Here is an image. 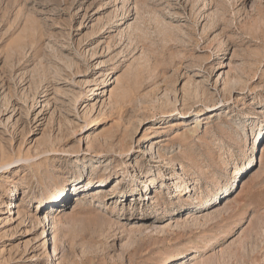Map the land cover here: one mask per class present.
Segmentation results:
<instances>
[{
  "label": "rangeland",
  "instance_id": "1",
  "mask_svg": "<svg viewBox=\"0 0 264 264\" xmlns=\"http://www.w3.org/2000/svg\"><path fill=\"white\" fill-rule=\"evenodd\" d=\"M0 264H264V0H0Z\"/></svg>",
  "mask_w": 264,
  "mask_h": 264
},
{
  "label": "bare ground",
  "instance_id": "2",
  "mask_svg": "<svg viewBox=\"0 0 264 264\" xmlns=\"http://www.w3.org/2000/svg\"><path fill=\"white\" fill-rule=\"evenodd\" d=\"M213 109H215V108H213ZM104 157H106L107 155L105 154V155H103ZM248 164V163H247ZM246 165V164H245ZM125 166V164H123V167ZM81 184V183H80ZM64 186L65 184H64V182L61 184V182H55L54 184H52L50 187H49V189H47L48 190V192L49 193H51L52 191H57L59 188H60V186ZM145 185H146V183H145ZM45 198H47V197H45ZM15 203L14 202H12V206L14 205ZM154 225V224H153ZM156 225V224H155ZM158 227V226H157ZM54 252H56V249L54 248ZM173 260L174 259H172L171 260V262H173ZM167 262V261H166Z\"/></svg>",
  "mask_w": 264,
  "mask_h": 264
}]
</instances>
